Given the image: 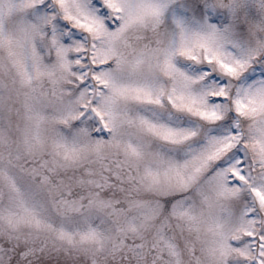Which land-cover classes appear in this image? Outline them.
Here are the masks:
<instances>
[{"label": "snow or ice", "instance_id": "1", "mask_svg": "<svg viewBox=\"0 0 264 264\" xmlns=\"http://www.w3.org/2000/svg\"><path fill=\"white\" fill-rule=\"evenodd\" d=\"M0 264H264V0H0Z\"/></svg>", "mask_w": 264, "mask_h": 264}]
</instances>
